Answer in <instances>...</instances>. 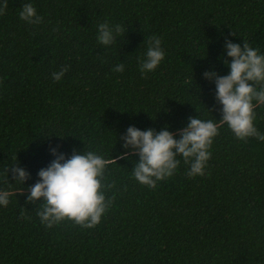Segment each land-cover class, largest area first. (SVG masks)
Returning a JSON list of instances; mask_svg holds the SVG:
<instances>
[{
  "label": "trees",
  "instance_id": "obj_1",
  "mask_svg": "<svg viewBox=\"0 0 264 264\" xmlns=\"http://www.w3.org/2000/svg\"><path fill=\"white\" fill-rule=\"evenodd\" d=\"M6 2L0 173L16 159L30 174L26 184L52 159L49 145L110 159L122 151L118 140L110 148L114 134L129 125L174 130L189 116L218 120L214 84L201 74L228 71L218 59L223 39L264 52V0H32L38 24L18 18L28 0ZM105 20L124 27L107 47L95 39ZM153 34L165 57L142 76L136 58ZM116 63L122 72L111 71ZM64 65L54 82L50 74ZM255 111L264 132V106ZM210 152L205 175L187 177L181 162L152 189L131 177L134 154L111 161L104 177L111 206L92 228L67 220L45 228L39 205L25 203L27 191L13 195L0 208V264H264V143L238 140L222 124ZM0 186H8L3 177Z\"/></svg>",
  "mask_w": 264,
  "mask_h": 264
},
{
  "label": "clouds",
  "instance_id": "obj_2",
  "mask_svg": "<svg viewBox=\"0 0 264 264\" xmlns=\"http://www.w3.org/2000/svg\"><path fill=\"white\" fill-rule=\"evenodd\" d=\"M6 6V0H0V15L4 14ZM18 18L29 24L41 21L32 0L20 6ZM95 27V39L105 47L113 45L124 32L121 24L108 20L97 23ZM222 48L218 59L227 68L226 74H218L214 66L201 74L203 79L214 84V100L220 106L218 120L189 116L186 124L174 130H169L167 124L159 130L129 125L119 137L114 134L110 148L118 140L122 151H118L115 158L109 154L110 159L94 149L77 151L73 148L70 154H66L60 150V145H49L52 159L37 170L34 183L26 184L30 174L18 166L16 159L0 173L8 185L0 186V208L7 206L13 195L23 194L26 190L25 203L39 205L35 215L43 227L52 228L67 220L92 228L111 206V198H106L105 194L104 177L108 164L117 158L127 159L130 153L134 154L137 159L133 161L131 177L152 189L157 182L171 177L181 162L187 166V177L205 175L211 156L210 147L222 124L238 140L254 138L264 143V132L256 126L255 111L257 106H264V52L245 40L235 43L227 37L223 39ZM164 57L161 37L151 35L145 42L144 51L136 58L140 74L143 76L154 71ZM68 68L69 65H64L53 71L50 74L52 80L60 81ZM123 70V63H116L111 68L116 73ZM52 136L63 138L66 135L51 134L47 137ZM9 169L11 183L6 179ZM12 184L19 185V190L13 191Z\"/></svg>",
  "mask_w": 264,
  "mask_h": 264
}]
</instances>
